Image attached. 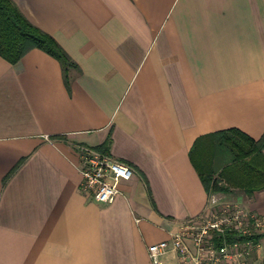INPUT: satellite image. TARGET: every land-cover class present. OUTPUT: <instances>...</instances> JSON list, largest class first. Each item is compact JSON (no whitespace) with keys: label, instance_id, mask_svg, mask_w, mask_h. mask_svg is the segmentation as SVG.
Wrapping results in <instances>:
<instances>
[{"label":"crops","instance_id":"crops-1","mask_svg":"<svg viewBox=\"0 0 264 264\" xmlns=\"http://www.w3.org/2000/svg\"><path fill=\"white\" fill-rule=\"evenodd\" d=\"M12 1L73 65L0 56V264H154L149 245L217 204L264 215V188L208 193L190 158L200 136L264 133V0ZM108 137L134 175L99 203L79 146ZM160 261L181 264L171 245Z\"/></svg>","mask_w":264,"mask_h":264},{"label":"trees","instance_id":"trees-1","mask_svg":"<svg viewBox=\"0 0 264 264\" xmlns=\"http://www.w3.org/2000/svg\"><path fill=\"white\" fill-rule=\"evenodd\" d=\"M33 48L57 58L68 81L67 72L73 62L56 39L31 23L12 0H0V56L14 64ZM110 145L108 137L95 148L110 153ZM263 150L264 133L255 139L238 128H229L198 137L190 149V158L208 193L228 192L238 187L250 195L264 188ZM217 156L222 159L219 164L215 162ZM235 238L236 231H227L216 234L215 242L220 244L224 239ZM250 238L257 241L261 235Z\"/></svg>","mask_w":264,"mask_h":264},{"label":"built area","instance_id":"built-area-1","mask_svg":"<svg viewBox=\"0 0 264 264\" xmlns=\"http://www.w3.org/2000/svg\"><path fill=\"white\" fill-rule=\"evenodd\" d=\"M80 188L99 203H111L120 193V183L134 175L129 164L119 161L93 146L81 145ZM223 206L224 216L213 210L202 219H192L174 233L171 241L163 240L148 246L154 264H161L160 255L168 247L176 250L181 264H249V259L260 245L253 235L264 236V215L255 214L235 205V209ZM228 211V212H227ZM236 231L234 240L224 239L216 244V234ZM241 236H248L242 239ZM187 239L193 242L192 249Z\"/></svg>","mask_w":264,"mask_h":264},{"label":"rangeland","instance_id":"rangeland-1","mask_svg":"<svg viewBox=\"0 0 264 264\" xmlns=\"http://www.w3.org/2000/svg\"><path fill=\"white\" fill-rule=\"evenodd\" d=\"M225 204H217L216 206H215V208H213L212 210L214 211V212H217V214L219 215V216H224L225 215V213L223 212L224 210H223V206H224ZM229 205H230V209H232V210H234L235 209V205L234 204H231V203H229ZM228 212V211H227Z\"/></svg>","mask_w":264,"mask_h":264}]
</instances>
